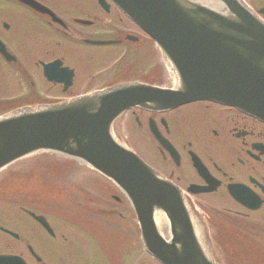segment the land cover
Segmentation results:
<instances>
[{"label": "flooded vegetation", "instance_id": "obj_1", "mask_svg": "<svg viewBox=\"0 0 264 264\" xmlns=\"http://www.w3.org/2000/svg\"><path fill=\"white\" fill-rule=\"evenodd\" d=\"M30 3H37L43 10ZM0 42L7 52L6 56L0 53L1 107L59 102L95 91L108 73L103 68L111 61L139 59L143 73L148 76L143 82L158 85L163 80L154 71L156 63L150 71L146 67L144 55L150 39L115 6L110 5L104 12L94 0H0ZM136 56L138 59L133 58ZM55 59L61 67L73 72L68 87L43 76L40 63ZM78 67L83 68L81 73ZM132 73L137 75L135 71ZM127 116L129 128L145 137L138 140L140 156L176 186L204 183L192 167L188 151L199 157L219 185L235 182L247 186L261 201L260 207L256 211L243 208L238 216L252 217L253 231L264 232V124L230 107L209 102H193L157 114L134 108ZM148 118L174 147L176 160L153 140ZM112 208L115 206H107L105 210ZM17 210L11 219L17 237L0 231V250L15 251L28 264H111L110 258L114 257L111 247L107 261L97 263L92 254L97 235L83 232L72 240L62 223L51 219L56 212L49 207L32 210L46 218L53 236L28 216L26 212L31 209L19 206L21 213ZM207 234L205 242L221 264H257L256 254L249 255L258 249L255 235L250 236L254 242L248 246L242 244L241 236L233 244V240L219 238L216 232ZM108 237L109 234L101 236L102 240ZM123 240L127 250L122 260L128 257L126 264H146L137 236L129 232ZM88 247L90 251H84ZM29 249L38 256V261Z\"/></svg>", "mask_w": 264, "mask_h": 264}, {"label": "water", "instance_id": "obj_2", "mask_svg": "<svg viewBox=\"0 0 264 264\" xmlns=\"http://www.w3.org/2000/svg\"><path fill=\"white\" fill-rule=\"evenodd\" d=\"M114 1L156 40L175 75L174 89L126 84L5 114L0 118V168L35 151L73 158L124 193L145 234L146 250L160 262L217 264L194 232L180 192L118 143L110 129L127 107L143 101L150 109H164L211 100L264 121V23L239 0H221L218 8L198 0ZM157 218L170 223L171 241L161 237Z\"/></svg>", "mask_w": 264, "mask_h": 264}, {"label": "rangeland", "instance_id": "obj_3", "mask_svg": "<svg viewBox=\"0 0 264 264\" xmlns=\"http://www.w3.org/2000/svg\"><path fill=\"white\" fill-rule=\"evenodd\" d=\"M125 121V119H124ZM68 165H71L70 162L67 163ZM66 166L65 168H61L58 165H55L54 168H50L51 176L53 180H60V184L57 183V185L61 186L64 190V195L60 194L59 197H54V188H50V185L48 183V186L44 185L42 183L43 176L41 175L39 178L34 180V183L31 181L33 178H27L26 180H29V184L25 183H18L14 181L15 179H12L10 182H5L3 185L0 186V200L3 198H14L16 200H19L20 204H24L28 207H34L32 204H41L44 203L46 206L50 207V209H57L59 212L64 213V217H67V221L73 223L76 225V227H80L84 232H96L97 236L105 235L106 232H112L111 234L114 236H119L115 232H133V228L131 229V224H127L124 220L117 218V217H111V216H100L97 217L101 220H96V218L92 215L91 217L87 216V214L81 215L80 210L82 208L88 206H93L96 204L102 203L101 199L104 197V193L108 191V187H105L104 183L91 181L89 178H86L83 174H73L69 176V180L65 178L62 179L61 174L65 170V173H67L70 169H74L72 166ZM18 179V177H17ZM18 179V180H22ZM52 181V180H48ZM62 181H66L65 183ZM103 185V186H102ZM99 197V199H98ZM208 200L201 199L203 203L208 204L213 210L219 214L214 215L212 217L213 220H215V228L214 232H219L222 230V236L227 238L228 240H233V244H236L238 240L236 241V236L233 232H254L257 235V238L259 240V245L262 246L259 247V251L257 248L255 249V253L250 251V256H262L264 259V232H255L254 229L251 227V221L252 217H239V216H233L225 211H222L220 207L224 206L221 203L220 194H216L213 198L209 197ZM49 204V205H47ZM14 206L5 205L2 202L0 203V221L6 224L11 223V219L14 216L13 210H8V208L12 209ZM228 207V206H226ZM88 212V215L91 214ZM13 215V216H12ZM226 218V219H222ZM228 219V220H227ZM220 220V221H219ZM219 221V222H218ZM223 224V225H222ZM224 224H229V229L224 230ZM212 224L209 222V227ZM219 229H217V227ZM235 227H238L237 230H235ZM130 229V230H128ZM67 232H77L76 229H72L71 227H68ZM232 236H230L229 234ZM112 237H108L104 239V242H101L102 247L104 248L105 245V251L106 248H108L109 242L111 241ZM246 244L249 246L254 242L253 238L248 237V240L245 241ZM122 246H118V250H120L117 253L116 259L119 257V254L121 252L126 253V243L121 241ZM1 252H5L3 250H0ZM107 253H110L107 251ZM106 253V254H107ZM260 254V255H259ZM115 257L112 258V261L115 260ZM252 260V258H251ZM97 263H99V260H96ZM260 263V262H259ZM249 264V262L247 263ZM264 264V261H263Z\"/></svg>", "mask_w": 264, "mask_h": 264}, {"label": "bare ground", "instance_id": "obj_4", "mask_svg": "<svg viewBox=\"0 0 264 264\" xmlns=\"http://www.w3.org/2000/svg\"><path fill=\"white\" fill-rule=\"evenodd\" d=\"M205 1H208V0H205ZM210 1V0H209ZM212 1V0H211Z\"/></svg>", "mask_w": 264, "mask_h": 264}]
</instances>
